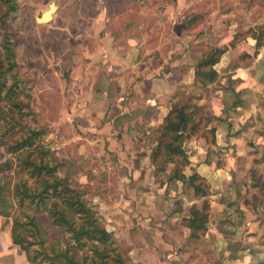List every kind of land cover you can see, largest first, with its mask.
<instances>
[{
	"label": "crops",
	"instance_id": "obj_1",
	"mask_svg": "<svg viewBox=\"0 0 264 264\" xmlns=\"http://www.w3.org/2000/svg\"><path fill=\"white\" fill-rule=\"evenodd\" d=\"M243 3L245 28L235 16L228 27L222 18L212 44L196 52L186 44L177 63L171 50L162 64L141 36L113 30L115 17L99 2L84 39H74L67 58L48 63L40 78L45 113L55 109L47 130L59 176L74 169L95 186L91 199L129 264H264V41L254 35L264 25V0ZM223 15L215 9L212 19ZM192 16L182 38L191 35ZM210 48L224 52L214 65L219 77L204 86L196 70ZM51 95L58 101L49 102ZM176 96L203 105L206 128L216 129L214 142L201 131L183 143V173L203 178V195L189 182L169 181L173 164L158 176L152 160ZM8 156L0 146V161ZM195 211L207 214L205 228L187 225ZM11 228L12 218L0 214V264H31Z\"/></svg>",
	"mask_w": 264,
	"mask_h": 264
},
{
	"label": "trees",
	"instance_id": "obj_2",
	"mask_svg": "<svg viewBox=\"0 0 264 264\" xmlns=\"http://www.w3.org/2000/svg\"><path fill=\"white\" fill-rule=\"evenodd\" d=\"M18 5V0H0V146L9 155L0 161V214L12 218L13 242L25 251L31 264H128L130 256L113 238L99 205L87 198L86 189L76 180L78 173L59 176L61 163L54 157L45 125L32 109L31 87L18 70V45L8 31ZM202 16L193 15L189 27ZM256 28L259 45L264 41V25ZM223 52L210 48L199 60L196 78L204 86L219 77L214 65ZM192 100L173 99L158 130L152 160L158 176L173 164L169 181L179 178L189 182L197 195H203L207 193L203 178L197 172L189 177L183 173L188 162L183 143L201 131L214 142L216 129L206 128L210 117L203 105ZM41 212L47 213L51 225L60 228L59 239H49ZM194 214L187 225L194 230L205 228L207 214Z\"/></svg>",
	"mask_w": 264,
	"mask_h": 264
},
{
	"label": "rangeland",
	"instance_id": "obj_3",
	"mask_svg": "<svg viewBox=\"0 0 264 264\" xmlns=\"http://www.w3.org/2000/svg\"><path fill=\"white\" fill-rule=\"evenodd\" d=\"M244 1L18 0L19 12L9 21L8 31L11 39L18 45V70L21 74L25 75L31 87L32 109L37 112V120L45 125L47 129V125L54 120L55 112L52 105L50 111L45 113L44 96L40 95L39 92V86L42 82L40 78H44V75L48 73L46 71L48 63H51V61L57 62L61 56L67 58L68 49L73 47L72 43L76 42L74 39L81 40L83 38L89 25L87 19L98 12L99 2L105 4L104 9H106L105 13L107 15L115 17L113 26H111L113 30L122 32L131 30L133 34L141 36V40L145 45L157 48L156 54H153V61L163 64L168 60L166 55L168 56V52L171 50H175L172 62L177 63L176 59L179 61L183 56L181 48L185 47L186 44H190V47H193V51L195 52L199 45H201L199 49L202 50L210 43L212 44L213 40L210 34L213 33L212 29L216 27V24H221L222 18L225 19L224 23L228 27L231 24L230 21L233 19V16H235V19L240 22V27L245 28L246 19H244V10L246 6L243 3ZM51 4H55L57 7L53 12L52 19L49 22L39 21L38 17L42 16ZM188 5H192L191 8ZM260 5L258 4L257 6L260 7ZM215 9L223 12L224 15L226 13V16H220L213 21L212 16ZM261 9H263L262 5ZM260 12L261 10L259 9ZM195 13H201L203 17L198 19L199 23L196 21L195 25L192 24L190 26V37H185L184 34L182 38L181 35L187 26V20ZM77 34H81L82 36H77ZM196 34L200 36H194ZM200 38L202 40H199ZM197 40L200 42H196ZM54 49L58 50L55 51ZM59 51L61 54H57ZM195 52H191V55L194 56ZM186 59L192 60L189 56ZM237 61H239V58H237ZM206 95L208 97L212 96L209 92ZM49 98L52 99L49 102L58 101V98L54 95L49 96ZM48 130L50 132H47L48 136L49 134L52 135L50 127ZM48 139L50 138L48 137ZM49 143L53 152L54 143L52 140H49ZM72 173H78L77 182L82 184L86 189L87 198L93 200L91 198L95 186L91 187L82 183L80 180L81 175H79L77 170L73 169ZM39 217L48 229L49 239L52 241L59 239L60 228L50 224L47 213L41 212Z\"/></svg>",
	"mask_w": 264,
	"mask_h": 264
},
{
	"label": "water",
	"instance_id": "obj_4",
	"mask_svg": "<svg viewBox=\"0 0 264 264\" xmlns=\"http://www.w3.org/2000/svg\"><path fill=\"white\" fill-rule=\"evenodd\" d=\"M52 6L54 7V4L53 5L51 4V8H52ZM56 9H57V7H56ZM48 12L49 11H46L45 13H43L41 17H38V20L41 21V22H49L52 19L50 17V15H49V17L48 16L45 17L46 14L48 15Z\"/></svg>",
	"mask_w": 264,
	"mask_h": 264
},
{
	"label": "bare ground",
	"instance_id": "obj_5",
	"mask_svg": "<svg viewBox=\"0 0 264 264\" xmlns=\"http://www.w3.org/2000/svg\"><path fill=\"white\" fill-rule=\"evenodd\" d=\"M53 5V4H52ZM56 10V5L54 4V7L52 6V8H51V5H50V7H49V9H47V11H49L48 12V15L46 14L45 15V17H49V15H50V17L52 18V16H53V12ZM41 17V16H40Z\"/></svg>",
	"mask_w": 264,
	"mask_h": 264
}]
</instances>
